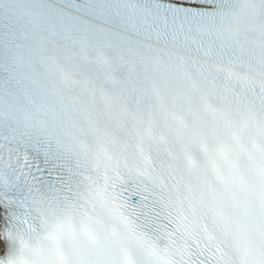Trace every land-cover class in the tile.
Instances as JSON below:
<instances>
[{"label":"snow or ice","instance_id":"snow-or-ice-1","mask_svg":"<svg viewBox=\"0 0 264 264\" xmlns=\"http://www.w3.org/2000/svg\"><path fill=\"white\" fill-rule=\"evenodd\" d=\"M0 264H264V0H0Z\"/></svg>","mask_w":264,"mask_h":264}]
</instances>
